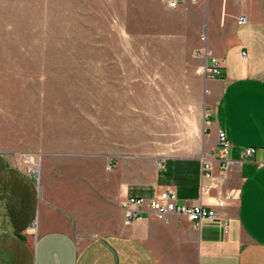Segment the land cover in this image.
<instances>
[{"label": "crops", "instance_id": "1", "mask_svg": "<svg viewBox=\"0 0 264 264\" xmlns=\"http://www.w3.org/2000/svg\"><path fill=\"white\" fill-rule=\"evenodd\" d=\"M149 1L141 11L158 14L156 41L173 45L157 68L190 92L188 118L160 120L148 136L155 144L125 143L110 153L109 171L100 153H65L51 165L61 171L59 203L47 197V169L38 175L24 168L0 133V264H264V2L187 0L171 9L167 0ZM241 16L248 22L238 24ZM213 58L221 76L198 75ZM221 131L234 161L226 174L216 160ZM247 148L255 153L242 161ZM206 161L223 186L202 195ZM168 188L179 204L214 207L220 218L197 227L176 215L160 220L146 206L139 219L124 222L125 199ZM226 194L235 199L217 207Z\"/></svg>", "mask_w": 264, "mask_h": 264}, {"label": "rangeland", "instance_id": "2", "mask_svg": "<svg viewBox=\"0 0 264 264\" xmlns=\"http://www.w3.org/2000/svg\"><path fill=\"white\" fill-rule=\"evenodd\" d=\"M147 4L0 0V133L24 168L47 169L50 201L62 191L51 165L65 153H100L109 171L110 153L155 144L160 120L188 118L190 92L157 68L173 45L156 41Z\"/></svg>", "mask_w": 264, "mask_h": 264}, {"label": "built area", "instance_id": "3", "mask_svg": "<svg viewBox=\"0 0 264 264\" xmlns=\"http://www.w3.org/2000/svg\"><path fill=\"white\" fill-rule=\"evenodd\" d=\"M187 0H167L168 6L171 9L178 8L182 3ZM192 3H198L201 0H190ZM264 2V0H262ZM248 22V17L241 16L238 19V24L242 25ZM203 41L206 37L202 38ZM202 57H208L210 53L208 51L200 50L197 53ZM243 57L247 58V54L244 53ZM221 63L218 59L213 58L211 63L205 64L197 69V74L206 79H215L221 76ZM219 146L220 154L216 157V160L220 162L223 174H226L230 167L234 165V161L228 156L227 152L231 146L228 136L225 132L219 133ZM255 153L254 148H247L241 154V160L245 161L249 157H252ZM112 166L109 167L111 169ZM222 181H214L213 175V162L206 161L202 167V195H208L213 189H217L223 186ZM213 181V183H209ZM235 199L232 194H226L219 198L216 202L217 207H225ZM148 207L149 213L160 220H168L172 215L185 217L188 220L195 223L197 227H200L203 222L215 221L220 218L219 213L214 207H207L203 204L196 206L181 205L178 202V197L173 188L165 189L157 193L154 197L146 199L143 197L130 196L122 203L123 219L126 224H131L139 219L144 212L145 207ZM229 224L224 223L225 231H227Z\"/></svg>", "mask_w": 264, "mask_h": 264}]
</instances>
